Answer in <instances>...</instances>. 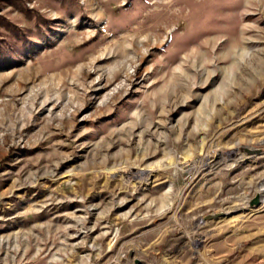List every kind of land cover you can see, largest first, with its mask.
Masks as SVG:
<instances>
[{"label": "rangeland", "instance_id": "obj_1", "mask_svg": "<svg viewBox=\"0 0 264 264\" xmlns=\"http://www.w3.org/2000/svg\"><path fill=\"white\" fill-rule=\"evenodd\" d=\"M0 264H264V0H0Z\"/></svg>", "mask_w": 264, "mask_h": 264}, {"label": "bare ground", "instance_id": "obj_2", "mask_svg": "<svg viewBox=\"0 0 264 264\" xmlns=\"http://www.w3.org/2000/svg\"><path fill=\"white\" fill-rule=\"evenodd\" d=\"M126 47H127V46H126ZM129 47H132V49L135 48V47L132 46L131 44H129ZM256 200L259 202V198H256Z\"/></svg>", "mask_w": 264, "mask_h": 264}, {"label": "water", "instance_id": "obj_3", "mask_svg": "<svg viewBox=\"0 0 264 264\" xmlns=\"http://www.w3.org/2000/svg\"><path fill=\"white\" fill-rule=\"evenodd\" d=\"M254 203L256 204L257 203V200H255Z\"/></svg>", "mask_w": 264, "mask_h": 264}]
</instances>
